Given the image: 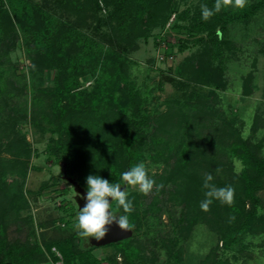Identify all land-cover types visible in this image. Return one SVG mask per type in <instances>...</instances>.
I'll use <instances>...</instances> for the list:
<instances>
[{
  "label": "trees",
  "instance_id": "16d2710c",
  "mask_svg": "<svg viewBox=\"0 0 264 264\" xmlns=\"http://www.w3.org/2000/svg\"><path fill=\"white\" fill-rule=\"evenodd\" d=\"M69 1L59 0L56 4L61 3V7L73 10ZM18 3L23 9L14 14L15 19L22 28L31 26L38 33L29 65L32 81L30 119L41 133L47 129L52 132L49 151L64 161L69 173H77V181L81 185L87 189L88 175L121 184V174L141 163L146 158L144 153L151 146L152 153L147 156L149 161L145 165L157 166L160 160L156 157L161 152H165L168 157L174 154V160L163 172L148 171L149 177L157 185H163L159 191L154 187L155 197L148 204L153 210L157 209V214L165 211L169 218L175 219L171 234L166 238L157 234L151 223V215L144 210L140 211L139 191L129 190L128 198L133 201V210L126 215L135 229L131 236L110 243L115 251L105 256L109 264H155L158 260L156 248L162 249L167 258L172 256L173 262L177 263L176 260L181 257V241L190 236L195 226V229L197 226L201 229L204 225L207 237L211 238V245L202 264H232L233 260L244 257V250L254 251L255 247H260L259 244L254 245L255 238L263 236L259 243L264 244V204L258 195L264 185V130L261 133L255 131L259 133L257 137L249 136L237 127L231 117L224 118L225 115H221L217 121V111L207 104L193 109L187 106L186 111L169 113V118L174 120L169 123L163 115L153 116L144 105L139 88L127 80V58L122 49L128 47L134 40L133 37L123 38L121 34L123 40H120L117 35L113 38L103 33L89 38L80 25L83 22L67 19L59 20L55 31L48 34L52 21L47 8L30 0H19ZM172 3V0L149 1V5L155 10V14L151 15L153 23L166 20ZM262 6L264 0H254L243 9L219 11L214 16L219 18L225 13L224 19L228 22L237 18L247 20ZM178 16L185 17L183 13ZM5 17L12 31L15 28L13 20L8 14ZM123 42L124 46L120 49ZM216 42L219 47L215 49L218 50L225 41L218 39ZM105 43L111 45L104 57L106 74L103 80L96 83L102 85V94L95 97L93 90L80 88L81 77L89 71L87 64L99 57ZM30 44L28 41L27 45ZM96 47V56H92ZM191 65L194 66L191 69L195 75L192 76L193 79L199 82L206 80L207 83L214 84L215 88L224 84L220 69L222 63L215 64L213 60L208 61L201 56ZM45 69L54 71L51 85L43 82ZM7 79L10 83H6L9 94L20 93L26 87V82L21 85L15 81L13 83L9 77ZM122 79L125 81H121ZM3 102L6 109L8 104L4 100ZM121 105L131 107L129 116L123 110L120 111ZM9 115L11 119L25 118L27 111L18 112L17 116L9 112ZM152 118L156 127L146 133L142 125H148ZM19 141L23 142V150H16L14 155L16 157L23 152L27 157L30 155L28 141L24 137ZM164 155L163 161L167 160ZM15 159L26 168V159ZM208 173L213 175L211 183L216 187H234L232 205L213 199L209 211L201 210L200 202L206 198L207 191L203 184ZM3 180L0 175V181ZM162 193L167 194L170 203L179 208L181 214L178 218L172 215L169 201L159 199ZM0 203V264H49V260L53 262L58 257L51 246L58 247L65 264H102V258L93 252L95 245L81 247L77 231L63 238L42 236L41 242L49 250L50 257L36 238L28 237L23 241L19 238L9 239L6 235L8 220L5 215L15 214L14 217H17L22 209L29 207L19 183L15 187L0 188ZM112 205L116 214L125 215L122 209L116 208L115 201H112ZM22 218L26 222H32L30 214H25ZM145 224L151 231L148 236V249L153 254L151 256L140 252L142 241L137 229ZM117 255L122 256L120 260Z\"/></svg>",
  "mask_w": 264,
  "mask_h": 264
},
{
  "label": "rangeland",
  "instance_id": "374dc122",
  "mask_svg": "<svg viewBox=\"0 0 264 264\" xmlns=\"http://www.w3.org/2000/svg\"><path fill=\"white\" fill-rule=\"evenodd\" d=\"M30 1L47 8L51 14L52 22L49 24L48 34L55 31L59 20L67 19L83 22L80 25L89 38L103 33L113 38L117 35L120 40H123L121 34L123 38L133 37L134 40L128 47L122 49L127 58V80L139 88L144 105L153 116L163 115L169 123L174 121L169 118L171 114L179 113L180 110L186 111L190 106L189 109H193L195 106L207 104L208 107L217 111V119L215 118L217 121L221 115H225L224 118L231 117L235 120L237 127L249 136L257 137L259 134L257 132L261 133L264 130V6L247 20L237 18L228 22L224 19L225 13L219 18L213 14L208 20L202 19L201 5H207L208 8L213 9L215 0H172L166 20L162 23L159 21L153 23L151 15L155 14V10L152 9V5H149L150 0H70L73 10L61 7V3L56 4L59 0ZM252 1L254 0H247V4ZM18 2L19 0H0V175L4 178L0 181V188L15 187L19 183L29 203V207L22 209L19 216L5 215L8 220L7 237L19 238L22 241L28 237L36 238L46 255L50 257L49 250L41 242L42 236L63 238L71 232L78 233L74 227L79 212L76 202L77 193L67 178L68 176L77 180V173H69L64 161L49 151L52 132L47 129L41 133L36 130L30 119L32 81L29 65L38 33H35L31 26L27 29L22 28L15 19L14 14L19 9L20 11L23 9ZM236 8L233 5H224L220 11L232 12ZM179 13H183L185 17L178 16ZM5 14L11 16L15 24L12 31L8 27L9 23L6 22ZM28 19L29 17L26 18ZM218 39L225 42L223 47L220 46L217 50L215 48L219 47L216 44ZM28 41L31 42L30 46L27 45ZM108 44H103L99 57L87 64L89 71L81 77L80 88H86L87 91L93 90L95 97L102 94V85L96 83L103 80L106 74L104 57L111 46ZM123 46L124 42L119 48ZM96 50L97 47L92 56H96ZM201 56L208 61L213 60L215 64H223L220 67L224 81L222 86L215 88L214 84H209L206 80L199 82L192 78L195 75L191 72L194 67L191 63H195ZM53 75L52 69H45L44 84L51 85ZM7 77L13 83L15 81L23 85L26 82L25 89L20 93L9 94L7 91L9 86H6V83L7 85L10 83ZM121 81L124 82L125 79ZM3 100L8 104L6 109ZM119 109L123 110L127 116L130 115V106L121 105ZM21 111H27L25 118H10L9 112L17 116ZM161 118L162 116L159 120ZM155 127L156 122L153 118L148 121V125H142L146 133L151 132ZM168 129L169 126L166 131ZM22 137L28 141L30 155L26 157L21 152V155L15 157L16 150H23V142L19 141ZM151 153L152 146L144 153L146 155L142 161L144 164L149 161L147 156ZM164 154L165 152H161L156 157L160 160L157 166L146 165L147 171L163 172L164 168L174 160V154L171 157ZM163 155L165 159L167 157V160H162ZM15 158L26 159V168L15 161L17 160ZM125 189L139 191L137 187L127 184ZM258 195L264 204V185L258 191ZM138 196L141 202L140 211L144 210L151 215L153 218L151 223L154 224L153 228L157 234L164 238L169 236L175 219L169 218L165 211L157 214V211L155 212L157 209L153 210L149 206L148 203L155 197L153 191L148 195L139 192ZM159 197V199L168 200L167 194L162 193ZM170 204L169 209L172 215L178 218L181 214L178 211L179 208ZM25 214L32 216V222L23 220L22 217ZM195 227L190 236L181 241L182 249L181 257H179L181 260L177 259V263H174L172 256L167 258L162 249L156 248L158 260L155 264H202L204 255L211 245V238L207 237L204 225L201 229L198 226L197 229ZM132 229L134 231L135 228ZM137 230L142 241L143 250L140 249V252L151 256L152 252L148 249L150 228L145 224ZM80 238L81 247H87L88 239L81 236ZM262 239L263 236L255 238L254 245L259 244L260 247H255L254 251L244 250L242 253L244 257L233 260L232 264H264V244L259 243ZM110 243L112 244L109 242L96 246L93 250L98 257L102 258V264H109L105 256L115 251V247ZM51 250L58 257L53 262L49 260V264H65L58 247L51 246ZM121 257L117 255L119 260Z\"/></svg>",
  "mask_w": 264,
  "mask_h": 264
},
{
  "label": "clouds",
  "instance_id": "9594fccd",
  "mask_svg": "<svg viewBox=\"0 0 264 264\" xmlns=\"http://www.w3.org/2000/svg\"><path fill=\"white\" fill-rule=\"evenodd\" d=\"M224 5H233L243 9L247 5V0H215L213 9L208 8L207 5H201L202 19L208 20ZM121 180L127 185L137 187L139 192L144 195L150 194L154 187L156 191L163 187L162 184L157 185L155 180L149 177L143 162L123 172ZM211 181H213V175L206 174L203 187L207 191L205 192L206 198L200 202L201 210L209 211L213 199L232 205L235 197L234 187L231 185L216 187ZM86 184L87 192L84 197L86 203L82 208L79 207L74 225L78 230V235L100 241L106 237L112 225L117 226L122 232L131 231L134 225L130 223L129 216L126 214L133 210V201L128 198L127 190H122L120 183H110L107 179L96 175H88ZM112 201H115L116 208L122 209L125 215H118L112 210Z\"/></svg>",
  "mask_w": 264,
  "mask_h": 264
},
{
  "label": "water",
  "instance_id": "95a60500",
  "mask_svg": "<svg viewBox=\"0 0 264 264\" xmlns=\"http://www.w3.org/2000/svg\"><path fill=\"white\" fill-rule=\"evenodd\" d=\"M65 173V172H64ZM66 177V175H65ZM68 180H70V182L72 183L74 190L77 193V197H76V202L78 204V207L82 208L84 206V204L86 203L84 197L86 196V192L87 189L84 188L75 178L73 177H68ZM122 190L126 188V183L124 182L121 185ZM110 199V198H109ZM133 233V229H131V231L128 232H122L118 229L117 226L112 225L110 226V230L109 233L106 235V237L100 241H96L94 238H89L88 242L90 245H95V246H99V245H103L109 242H114V241H118L124 238H127L129 236H131Z\"/></svg>",
  "mask_w": 264,
  "mask_h": 264
}]
</instances>
